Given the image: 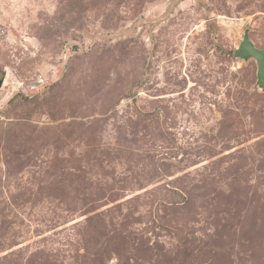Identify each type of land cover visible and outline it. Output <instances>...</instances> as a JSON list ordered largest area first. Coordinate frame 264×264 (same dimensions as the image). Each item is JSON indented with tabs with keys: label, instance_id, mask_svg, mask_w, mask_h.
<instances>
[{
	"label": "rangeland",
	"instance_id": "374dc122",
	"mask_svg": "<svg viewBox=\"0 0 264 264\" xmlns=\"http://www.w3.org/2000/svg\"><path fill=\"white\" fill-rule=\"evenodd\" d=\"M264 0H0V264H264Z\"/></svg>",
	"mask_w": 264,
	"mask_h": 264
},
{
	"label": "water",
	"instance_id": "95a60500",
	"mask_svg": "<svg viewBox=\"0 0 264 264\" xmlns=\"http://www.w3.org/2000/svg\"><path fill=\"white\" fill-rule=\"evenodd\" d=\"M249 33L250 29H246L242 42L235 50V57L244 61H249L250 59H254L256 61L258 67L257 86L262 92H264V49L256 47V45L251 41ZM1 84L2 81H0V85Z\"/></svg>",
	"mask_w": 264,
	"mask_h": 264
}]
</instances>
